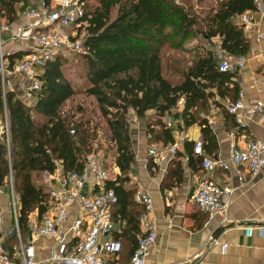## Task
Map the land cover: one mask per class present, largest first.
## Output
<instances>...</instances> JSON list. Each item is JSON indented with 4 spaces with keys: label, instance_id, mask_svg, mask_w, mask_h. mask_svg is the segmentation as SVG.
<instances>
[{
    "label": "trees",
    "instance_id": "trees-1",
    "mask_svg": "<svg viewBox=\"0 0 264 264\" xmlns=\"http://www.w3.org/2000/svg\"><path fill=\"white\" fill-rule=\"evenodd\" d=\"M45 1L48 5L51 2ZM81 1L85 4L81 21L86 53L76 56L87 84L83 92L96 99L107 124L114 163L120 170V176L110 177L107 188L114 189L118 196L114 220L120 214L127 222L123 233L115 238L122 243V252L133 245V255L141 234L139 217L143 208L134 201V191L123 187L137 164L131 113L140 121L149 112L155 113V119L146 125L148 145L168 146L175 142L173 129L164 122L168 116L183 122L185 128L199 125L203 140L212 150L216 149V136L208 121L211 107L217 106L218 97H232L231 103L236 102L239 91L230 87L234 74L219 71L215 50L235 57L248 53L249 42L236 20L255 10L254 0H219L217 6L198 0V7L189 0ZM89 1L95 2L92 8L88 7ZM28 6L25 0H0L1 21L14 24ZM197 39L208 47L195 50L188 63L175 56L190 53L186 43ZM216 39L219 42L215 43ZM26 55L9 57L10 67ZM68 64L64 56L57 55L44 67L34 105L21 102L18 93H4L0 75V116L7 115L10 130L9 143L0 137V190L7 187L12 174L23 240L29 231L30 214L43 212L50 201L49 190L37 184V176L53 173L55 160L62 162L67 173L80 171L97 137V130L76 123L63 112L65 104L79 92L65 75ZM226 112L237 129L235 117L227 107ZM72 129L75 135H71ZM186 152L189 163L197 159L202 163V157L195 156L188 146ZM179 156L178 152L176 157ZM16 242L18 237L13 234L3 245L12 253Z\"/></svg>",
    "mask_w": 264,
    "mask_h": 264
},
{
    "label": "built area",
    "instance_id": "built-area-1",
    "mask_svg": "<svg viewBox=\"0 0 264 264\" xmlns=\"http://www.w3.org/2000/svg\"><path fill=\"white\" fill-rule=\"evenodd\" d=\"M264 0H254V11H249L240 16V25L245 35L253 28V12L263 11ZM85 4L81 0H51L48 5L44 0L37 8L26 9L20 16L21 26L11 31L9 24H3L0 19V74L2 87L13 84L10 78L24 77L20 84L19 98L25 104L35 103L41 90L40 75L44 67L60 52L70 51L76 55L85 54V32L79 31L84 23ZM67 27L69 34H62L56 30L46 29L53 27ZM79 29V30H78ZM10 34L9 39L28 46L29 52L20 61L10 68L5 67L3 33ZM74 32V33H72ZM80 32V33H79ZM260 39H263L261 36ZM58 54V55H59ZM216 56L219 60V71L228 73L242 69L245 64L244 56H232L218 49ZM7 78V79H6ZM264 83V82H263ZM228 113L235 117L237 130H246L250 121L256 118L264 119V100L247 99L244 91L234 103L227 106ZM164 122L169 129H176L175 142L165 146L157 144L148 149V155L156 165H163L174 160L177 153L184 146V124L165 117ZM180 127V129H179ZM2 137L9 143V127H2ZM76 131L71 130V135ZM177 134V137H176ZM232 137H235L233 132ZM194 155L202 157V168L208 173L217 169L229 170L234 168L239 181L245 179L244 169L252 177H257L264 168V140L248 139L244 148L233 146L229 161L214 160L205 156L204 143L197 141ZM107 159L103 150H92L85 157L83 168L80 171L65 172L62 162L55 160V171L47 173V184L50 201L43 212L36 210L29 216L28 229L30 241L24 243L18 224V201L14 195L12 176L9 178L12 191V206L14 210L15 230L5 228V207L0 203V264H105L103 256L118 258L122 253V243L115 238L116 223L113 209L118 204V196L114 189L107 188L109 175L105 165ZM12 175V174H11ZM235 189L228 185H219L211 180L201 181L194 189L190 202L201 211L208 214L210 220L217 215L227 220L232 204ZM134 200L143 208L139 217L141 234L138 237L137 247L129 264H145L147 258L157 242V223L154 216V201L142 183H137L134 188ZM79 204V211L71 221L70 209ZM264 233V227L260 228ZM16 234L18 245L13 253H9L3 243L11 235ZM247 234L252 235V230L247 229ZM40 239H53L56 250L48 262L36 259L35 242Z\"/></svg>",
    "mask_w": 264,
    "mask_h": 264
},
{
    "label": "crops",
    "instance_id": "crops-1",
    "mask_svg": "<svg viewBox=\"0 0 264 264\" xmlns=\"http://www.w3.org/2000/svg\"><path fill=\"white\" fill-rule=\"evenodd\" d=\"M25 2L29 5L26 9L37 8L41 4L38 0H25ZM20 16L21 13L17 22L9 24L11 31L21 26ZM252 19L253 28L246 35L249 51L244 56L245 64L242 69L231 72L234 74L232 78L234 84L230 87H235L239 93L244 91L247 99L264 100V2L263 11L253 12ZM236 22L240 24V17ZM2 23L6 24L4 20ZM46 30H56L62 34H69L71 31L67 27L60 26H53ZM9 36V33H3L6 42L4 45L5 63L8 62V65L11 62V56L29 52L28 49L18 47L9 39ZM261 36L263 39H260ZM217 42H219L218 39L215 40V43ZM18 61L20 60H16V63ZM19 82L21 78L13 80L12 84L15 89L18 88ZM217 99V106L211 107L208 116L209 125L216 136V149L212 150L207 141L203 140L199 125L184 128V146L179 151L181 156L160 166L156 165L148 155V149L157 144L147 148L146 129H140L139 126L134 131L136 142H138L137 164L130 175V181L123 187L127 191H134L136 183H142L154 201L157 242L145 264H264V233L260 231V228L264 227V168L257 177H252L244 169L245 179L241 182L234 168L217 169L213 173H208L202 168L200 159L189 163L186 147L194 151L197 141H204L205 156L214 160L229 161L233 146L244 148L250 138L264 140V119L256 118L250 121L246 130H237L232 126V118L226 116V107L232 102V97L225 99L218 97ZM179 109H183V103L179 104ZM148 116L150 122L155 119L153 111L149 112ZM135 119L136 123L138 118ZM175 131L176 129H173V134ZM233 132H235V137L231 135ZM113 166L120 176V170L115 163ZM177 173L180 175L178 176ZM203 180H211L219 185H228L235 189L224 224L221 215L210 220L208 214L190 202L195 187ZM3 195L4 191L0 190V203L6 209L5 228L10 230L13 229L12 226L15 223L7 217V206L4 205L6 197ZM115 210L116 206L113 209V215ZM78 211L79 204L70 209L67 227L70 226ZM115 220L116 234L121 235L127 222L121 218L120 214H117ZM226 225L233 227L216 235L218 229ZM247 229L252 230V235L247 234ZM26 236L28 238L26 244H28L29 231ZM15 247L17 246L14 244V249ZM35 247L36 259L48 262L56 250V242L53 239H40L35 242ZM132 248L133 245L129 248L125 247L118 258L103 256L102 259L105 264H129ZM47 264L54 263L48 262Z\"/></svg>",
    "mask_w": 264,
    "mask_h": 264
},
{
    "label": "rangeland",
    "instance_id": "rangeland-1",
    "mask_svg": "<svg viewBox=\"0 0 264 264\" xmlns=\"http://www.w3.org/2000/svg\"><path fill=\"white\" fill-rule=\"evenodd\" d=\"M40 2H43L44 0H38ZM191 3L193 2L195 6H199V2L198 0H189ZM201 3H204V5L206 4H211L213 6H217L219 3V0H203ZM95 4V2H90L88 4V7H93ZM84 27V26H83ZM79 30V29H78ZM79 31H83L85 32L84 28H81ZM44 33H47L48 31H42ZM71 33V31H70ZM74 33V32H72ZM80 33V32H79ZM85 34V33H84ZM18 47L26 49L28 48V46H25L24 44L20 43V42H14ZM186 48H188L191 52L188 53H177L175 56L176 57H181L182 59H185V62L188 63V61L192 60L194 54H196V52H198L199 47L205 48L208 47L207 43L201 41V39H197L194 41H190L188 43H186ZM194 49V51H193ZM196 50V52H195ZM6 54V53H5ZM167 54L169 55H173V52H171L170 50H167ZM62 56H64L65 59H67L69 61V64L67 65L66 69H65V75L67 76V78H69L76 90H78L79 92L71 99L69 100L65 106L63 107V112L65 115L69 116L72 118L73 121H75L76 123H84L85 125H88V129H94L95 131L97 130V137L96 139L93 141V148L92 150L96 149V150H103L106 152L107 155V159L105 162L106 167L108 168V175L109 178L110 177H116L118 175L117 170L114 168L113 163H114V154H113V145L110 144L109 142V133L107 131V124L105 119L101 116L99 110H98V104L97 101L94 97H90L88 95H86L83 91L86 89L87 84L85 82V79H83V77L81 76V70L79 67V62L77 59L76 54L70 52V51H65L63 54H61ZM8 62L5 63V67H7ZM11 71H12V67ZM1 75V74H0ZM2 78V75H1ZM21 78V82H19L18 88H14V85L12 86V89L10 90L11 87H6V90L8 91H12L15 93H18L19 90H21V86L20 84L23 83L24 77L22 76H14L13 78H10L11 83L13 82L14 79H19ZM7 79V78H6ZM3 82V80H2ZM17 90V91H16ZM20 93V91H19ZM18 93V95H19ZM18 99L24 103L23 100H21L18 96ZM28 104V103H27ZM35 103H31L28 105H34ZM136 116L134 113H131L130 116V127H131V136H132V146L133 149L135 150V152H138V142H136V136H135V129L136 127L140 126V129H146V125L150 122V117L147 116V118L143 121H140L139 119L136 121ZM142 123V124H140ZM9 127V123H8V118L7 115L4 116H0V137H2L1 133H2V127ZM147 131V130H146ZM3 138V137H2ZM147 148L150 147L151 145H148V141H147ZM12 176L13 179V185H14V177L13 175H10L9 178ZM47 173H43L41 176H37L36 182L38 185H42L46 188H48V184H47ZM137 184V183H136ZM11 185L8 179V185L7 187L2 190L4 191V197H6L4 205L7 206V217H9L8 219H10L11 221H13L14 223V210H13V206H12V191H11ZM14 195L16 196V200L18 201V196L16 195L15 192V186H14ZM15 227V224H13L12 228ZM26 236V235H25ZM24 236V243H27V236ZM17 243H15V245L17 246Z\"/></svg>",
    "mask_w": 264,
    "mask_h": 264
},
{
    "label": "water",
    "instance_id": "water-1",
    "mask_svg": "<svg viewBox=\"0 0 264 264\" xmlns=\"http://www.w3.org/2000/svg\"><path fill=\"white\" fill-rule=\"evenodd\" d=\"M231 227H233V226H231V225H228V226H227V225H226L225 227H221V228H219L218 231L216 232V235L223 233L224 231H226L227 229H229V228H231Z\"/></svg>",
    "mask_w": 264,
    "mask_h": 264
}]
</instances>
